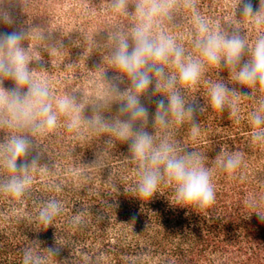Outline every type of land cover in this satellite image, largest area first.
<instances>
[{"label":"trees","instance_id":"16d2710c","mask_svg":"<svg viewBox=\"0 0 264 264\" xmlns=\"http://www.w3.org/2000/svg\"><path fill=\"white\" fill-rule=\"evenodd\" d=\"M251 2L254 10H264L262 0ZM138 3L127 0L126 7L117 10L114 0H0V33L19 30L31 39L55 32L49 26L56 15L79 19V8L85 29L81 42L88 47L91 37L94 50L93 57L80 55L75 61L67 54L72 72L63 76L61 68L57 86L49 91L54 110L58 99L68 98L75 112L59 115L50 131L0 127V146L13 136L29 140V152L21 160L28 162L31 178L20 197L0 189V264H23L26 252L31 264H264V221L259 217L264 216V140L253 142L251 123L254 114L264 117V87L238 83L223 61L209 65L203 60L195 47L194 16L205 21L210 32L238 33L247 45L242 61L250 60L256 40L264 36V24L241 13L243 0H194V10L186 0H175L153 27V36L163 32L183 49L185 62L191 57L203 67L195 84L182 85L173 65H159L165 79L154 78L141 95L150 115L134 126L152 136L154 147L167 143L177 156L193 154L194 162L208 170L216 199L201 210L177 204L166 177L153 197L139 198L135 190L141 168L130 151L132 137L122 139L92 122L95 116L108 124L125 118L118 112L123 98L114 89L123 92L130 81L112 63L111 37L121 33L131 43L132 29L141 22ZM67 4L70 9L62 13ZM5 15L11 23L4 22ZM47 45L55 47L49 39ZM172 75L177 83L170 90L165 83ZM216 83L229 90L223 110L211 106L209 91ZM14 86L11 79L0 78V88ZM173 90L193 111L183 123L169 118L161 126L152 118L156 101L167 102ZM71 116L80 122L69 130ZM230 156L240 157L232 172L220 163ZM3 158L0 153V161ZM12 175L18 173L0 163V185ZM50 201L58 202L60 211L45 225L39 214Z\"/></svg>","mask_w":264,"mask_h":264},{"label":"clouds","instance_id":"9594fccd","mask_svg":"<svg viewBox=\"0 0 264 264\" xmlns=\"http://www.w3.org/2000/svg\"><path fill=\"white\" fill-rule=\"evenodd\" d=\"M175 0H139L136 11L141 22L132 29L131 43L129 38L121 33L114 34L111 59L119 72L125 74L130 81V87L120 92L122 96L118 112L124 119H117L108 124L101 117L95 116L93 123L102 129L107 128L122 139L132 137L130 151L135 160L140 162L141 179L135 194L141 199H149L157 192L160 182L166 177L167 183L174 188V199L183 206H195L201 210L210 208L216 199V193L211 183L209 172L199 163L194 162V155L177 156L174 149L167 143L153 146L152 136L142 126L135 127L138 120H147L149 110L141 103L143 95L153 79L164 80L163 68L159 65L171 64L178 70L179 83L182 85L195 84L202 72V63L187 58L185 62L183 49L163 32L152 35L153 27L158 17L166 15L174 5ZM264 3V0H262ZM127 0H114L117 10L126 7ZM186 4L194 10V0H186ZM241 13L254 17L257 24H264V10H254L251 0H243ZM5 23H11L5 15ZM197 28L195 47L200 51L203 60L209 65H218L222 61L233 73V78L242 85L253 86L259 84L264 87V36L259 37L251 49V58L242 61L247 49L244 39L238 34L230 36L220 32H210L207 23L200 17L194 16ZM25 33L14 30L0 33V78L11 79L14 87L0 88V127H29L33 132L50 131L56 127L59 115H70L76 111L71 99L60 98L55 102V110L50 100L46 86L35 81L28 67V55L23 46ZM177 83L175 75L169 76L165 87L174 89ZM157 83V90H159ZM26 88V91L21 89ZM229 90L221 83L214 84L210 91L211 106L216 110H223ZM193 111L186 108L183 98L177 91H171L167 102L156 101L152 118L161 126H166L169 118L177 124L183 123L186 114ZM79 117L71 116L67 124L69 130L78 127ZM253 142L264 140V117L259 114L252 116ZM192 134L198 132L194 124ZM30 149V142L25 136H13L6 145L0 146L3 153V164L12 175L0 189L20 197L30 185L31 178L27 175L29 164L21 158L26 157ZM18 161H21L18 163ZM35 163V161H33ZM224 170L234 171L240 164L239 156H230L220 162ZM161 167L163 172H161ZM60 211L56 201H50L41 209L39 218L48 225ZM264 221V216H259ZM30 253H25L23 264H31Z\"/></svg>","mask_w":264,"mask_h":264},{"label":"rangeland","instance_id":"374dc122","mask_svg":"<svg viewBox=\"0 0 264 264\" xmlns=\"http://www.w3.org/2000/svg\"><path fill=\"white\" fill-rule=\"evenodd\" d=\"M69 9L70 4H67L62 9V13ZM78 12L80 18L72 21L68 20L64 14L52 17L49 29H53L55 32L49 31L48 34H38L34 39L26 36L22 42L28 55V67L33 79L46 86L48 91L55 89L58 77H61V75L65 76L66 71L68 73L72 72V66L68 62L67 54L70 56V59L73 58L71 61L78 60L80 55L93 57L94 50L92 48L93 41L91 37L88 47H84L81 42V36L85 34V29L82 25L84 13L79 8ZM58 32L60 34L64 32L67 36L61 39L58 36ZM48 39L54 43L55 47H48ZM85 59L86 61L89 60L87 57ZM84 61H81V64L83 67H87L86 61ZM61 68H64V70L61 71ZM59 70L64 74L60 75L58 73Z\"/></svg>","mask_w":264,"mask_h":264}]
</instances>
